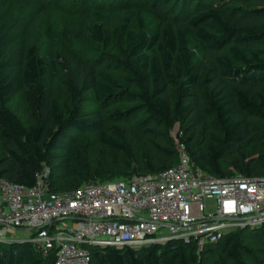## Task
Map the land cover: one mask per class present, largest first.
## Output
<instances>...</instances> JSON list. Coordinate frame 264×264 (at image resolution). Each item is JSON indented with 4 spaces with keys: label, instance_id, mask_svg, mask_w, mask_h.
I'll use <instances>...</instances> for the list:
<instances>
[{
    "label": "trees",
    "instance_id": "1",
    "mask_svg": "<svg viewBox=\"0 0 264 264\" xmlns=\"http://www.w3.org/2000/svg\"><path fill=\"white\" fill-rule=\"evenodd\" d=\"M185 1V0H184ZM36 10L38 0H22ZM182 0H151L149 6L113 9L105 2L83 8L60 42L38 55L28 45L24 27L10 25L9 0H0V178L26 187L47 166L61 169L71 190L166 170L178 162L171 134L184 145L193 167L213 177L264 176V128L251 131L249 121L264 123V0L199 2L175 26V5ZM172 12L163 16L156 8ZM177 23V22H176ZM51 41L53 35L49 31ZM96 55L81 52L74 40ZM111 44L127 75L112 80L100 51ZM93 53V54H94ZM62 82L66 104L59 106L55 82ZM23 119L11 109L16 96ZM86 95L97 104L123 100L118 115L129 114L126 142L105 127L100 109L81 107ZM94 133L100 146L117 151L124 169L102 163L92 172L83 162L77 136ZM261 172L262 174H258ZM264 242V225L226 230L215 244L182 239L138 246L89 247L90 264H252L246 231ZM247 234V235H248ZM248 238V237H247ZM0 264H55V252L42 255L30 242H1Z\"/></svg>",
    "mask_w": 264,
    "mask_h": 264
},
{
    "label": "built area",
    "instance_id": "2",
    "mask_svg": "<svg viewBox=\"0 0 264 264\" xmlns=\"http://www.w3.org/2000/svg\"><path fill=\"white\" fill-rule=\"evenodd\" d=\"M178 162L144 175L49 189L47 166L26 187L0 178V241L30 242L55 264H90L89 247L138 246L192 240L197 251L226 230L264 225V176L213 177L193 167L174 140ZM63 222V226L61 223ZM8 229L31 233L8 236Z\"/></svg>",
    "mask_w": 264,
    "mask_h": 264
},
{
    "label": "rangeland",
    "instance_id": "3",
    "mask_svg": "<svg viewBox=\"0 0 264 264\" xmlns=\"http://www.w3.org/2000/svg\"><path fill=\"white\" fill-rule=\"evenodd\" d=\"M151 0H38L39 6H36V10H27L22 4V0H9L7 7V19L10 25L24 27V35L28 45H32L38 55L49 47L55 48L60 42L61 31L68 30L78 19V13L83 8H91L92 6H99L105 2L109 4L114 10L120 9H135L140 6H149ZM208 2V0H182V6L175 5L176 14L174 15L175 26L179 23L182 24V19L187 12L194 8L199 2ZM156 10L164 17H170L172 11L167 10L165 14L164 6H158ZM49 29L53 35L50 41L47 37L48 33L46 30ZM74 45L81 52L87 53L88 55H96L93 50L82 44L80 40H74ZM100 51L104 53L106 57L103 60L104 65L108 64V67L104 69L105 73L115 81H121L123 77L127 75L126 68L113 50L111 44L101 46ZM94 53V54H93ZM68 71L63 73V76L58 78L55 82V96L60 107L66 104L64 95L63 80L67 78ZM127 105L123 100L108 101L105 104H97L93 101L91 96L86 95L81 107L84 109H100L104 114L105 127L111 135L119 138V140L126 142L125 129L127 121H133V116L129 114L118 115L116 110L125 108ZM11 109L17 114L20 119H23V103L20 95L17 93L12 104ZM251 131H259L264 128V123L259 121H249ZM178 125H175L171 131L173 139H177ZM77 144L80 145L82 150L83 162L89 169L94 172L98 170L102 163H111L115 169H124L123 162L119 153L109 147L100 146L97 140V135L94 133L77 136ZM227 174L230 176L239 174L232 167L227 168ZM258 174H262L258 172ZM56 181V187L69 191L71 186L68 180L65 178L61 169H56L52 175ZM63 226V222L61 223ZM249 230L246 231V242L249 247V254L245 257L252 261V264H264V242L260 241L259 238L250 236ZM31 233L21 229H8L7 235L15 236L18 239H28ZM248 234V235H247ZM248 237V238H247Z\"/></svg>",
    "mask_w": 264,
    "mask_h": 264
}]
</instances>
